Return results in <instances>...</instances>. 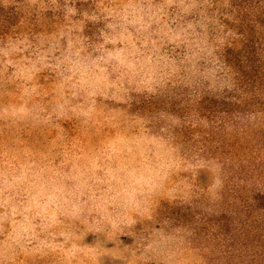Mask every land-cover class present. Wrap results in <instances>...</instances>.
<instances>
[{"label": "rangeland", "instance_id": "rangeland-1", "mask_svg": "<svg viewBox=\"0 0 264 264\" xmlns=\"http://www.w3.org/2000/svg\"><path fill=\"white\" fill-rule=\"evenodd\" d=\"M232 2L0 0V264H249Z\"/></svg>", "mask_w": 264, "mask_h": 264}, {"label": "trees", "instance_id": "trees-1", "mask_svg": "<svg viewBox=\"0 0 264 264\" xmlns=\"http://www.w3.org/2000/svg\"><path fill=\"white\" fill-rule=\"evenodd\" d=\"M232 7L248 34L261 35L260 43L249 39L245 50L231 49L225 56L235 77V89L230 93L234 102H224V107H228L225 112L254 118L246 129V145L231 152L244 156L248 163L241 171L250 183L249 195L245 193L249 264H264V0H233Z\"/></svg>", "mask_w": 264, "mask_h": 264}, {"label": "clouds", "instance_id": "clouds-1", "mask_svg": "<svg viewBox=\"0 0 264 264\" xmlns=\"http://www.w3.org/2000/svg\"><path fill=\"white\" fill-rule=\"evenodd\" d=\"M108 27H110V28H111V27H113V25H111V24H110V25H108ZM217 183H219V181H217Z\"/></svg>", "mask_w": 264, "mask_h": 264}]
</instances>
